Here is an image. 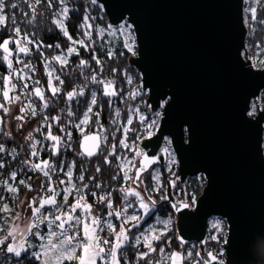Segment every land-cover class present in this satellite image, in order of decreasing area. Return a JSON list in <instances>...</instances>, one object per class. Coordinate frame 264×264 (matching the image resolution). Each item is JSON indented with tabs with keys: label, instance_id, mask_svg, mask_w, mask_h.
<instances>
[{
	"label": "snow or ice",
	"instance_id": "6c2138e0",
	"mask_svg": "<svg viewBox=\"0 0 264 264\" xmlns=\"http://www.w3.org/2000/svg\"><path fill=\"white\" fill-rule=\"evenodd\" d=\"M97 2L98 0H91L92 5H96ZM241 2L247 5L242 9V23L248 29L245 33L246 37L251 38L255 31L253 24L264 25V19H260L264 16V0H241ZM26 3L30 11L25 12L24 16L31 17L28 19L29 24L36 21L37 6L45 3L46 8L52 10L51 23L68 43L66 48H62L59 43L54 46L45 45L34 36H29L26 32L22 33L21 28L17 26L15 13L9 15L6 11L9 7L16 9L18 4H9L8 0H0V28L7 29L11 21L12 32L15 34L7 38L0 37V66L7 68V73L0 75V113L11 115L10 106L19 105L20 114L15 115L14 119L23 122L29 115L40 119L41 124L33 131L39 133L43 127V140L49 142L44 144L36 140L33 132H28L24 137V140L31 141L27 145L29 157L39 158L37 161L28 158L22 162L32 172L37 173L38 177L43 176V180L37 181V188L34 189L29 182L31 176L27 179H19L17 171H11L6 179H0V258L5 264H8L9 260H13L14 264H24L25 261L27 264H186V262L225 264L220 258L223 256V251L219 254L212 251L204 254L202 251H194L195 245L186 251L166 253L165 247L160 246L161 244L171 245L175 239L183 249L188 241L180 234L174 237L169 235L172 225L171 215L167 219L157 215L152 223L148 222L152 219L158 204L153 193H162L159 201L167 202L171 210L176 213L198 210L199 201L194 191L184 193L183 202L172 200L165 182L161 181V172L154 167L159 164L160 158L145 152L137 143L157 137L156 130L161 128L158 120L161 113L156 108L166 111L171 98L164 99L162 103L156 105L141 99V104L147 109V112H143L139 104L132 107L129 101L135 102L137 98L147 94L146 80L142 79L134 90L125 94L123 87H117L115 76L109 78L103 75L105 66L101 56L104 53H98L93 47L94 37L103 38L105 34L119 35L123 37L119 56H124L126 50L134 57L138 53L133 24L124 22L118 27H113L111 24L98 27L93 23L96 17L87 14L85 10L86 14L79 25L81 38H74L66 24L72 11L67 0H26ZM12 45L15 47H11ZM52 47L60 51L49 58L44 55L43 49ZM250 47L251 44L245 45L242 53L245 60L251 62L252 68L264 69V60L254 61L252 57L246 55ZM33 52L37 53V58L43 57L44 75L47 78L44 84L24 71L27 69L34 73L36 69L32 63L30 61L26 63L19 58L21 53L27 57ZM83 52H88L90 59L80 58L73 71H78L79 75L84 76V83L71 86L70 90L65 91L64 88L69 86L66 84V79H62L61 76L66 75V69L71 64L69 57H81ZM106 56L108 60H112L117 57V51L107 50ZM14 61L16 64H23V69H16ZM90 61L94 62V65ZM53 64L59 65V68L54 67ZM90 67L93 71L90 75H85L84 70ZM111 72L123 76L121 84L135 83L133 76L128 75L127 71L120 73L117 68H112ZM30 81L32 87L29 86ZM89 85L95 87L90 88ZM17 89L19 94H14ZM23 97L28 98L27 104L22 102ZM57 98L66 105L60 112H66L67 119L61 114L55 116L43 114L46 109L55 111L51 105ZM78 98H83L82 114H79L78 107L76 110L71 107V102L74 100H77L79 105ZM117 101L127 107L124 113L126 120L123 123L119 122L121 109L116 107ZM105 108L114 109L115 113L114 115L110 113L112 124L115 126V130L110 133L101 123ZM246 116L258 117L254 120L257 125L264 120V112L258 116V105L255 100L247 110ZM0 123H4L2 117ZM93 125L98 129L95 132L91 131ZM24 126V123L17 125L21 129ZM185 131L188 129L186 128ZM130 134L135 136L131 143H129ZM0 135L11 137L12 132L0 130ZM110 138L111 143H109ZM165 143L167 146L161 151L168 153L172 141L165 138ZM76 144L79 145L78 149ZM42 151L48 158L41 156ZM121 151L124 152L123 155L120 154ZM64 153H74L75 156L86 157L89 161L102 156L101 164L117 169V174L111 179L123 180L124 183L102 194L95 190L87 191L90 184L83 183L85 180L91 182L93 189H102L104 185L96 182V175L86 176L84 173L87 169L80 170L81 174L78 177L74 176L73 170L78 169V161L73 159L69 162L66 158L60 159ZM127 153H135V155L129 158ZM0 154L10 155L13 160L18 155L15 149L9 152L4 143H0ZM114 161L117 162L115 165ZM175 163L174 154L169 153L167 168L169 172L172 171L171 165ZM101 164L95 167L96 174L103 173ZM9 166L4 159H0V169L7 171ZM54 174L62 175L64 178L57 180ZM149 176L150 180L146 183V178ZM178 179L179 177H176L167 181V184L175 189ZM75 180L81 183L78 185L74 183ZM153 181L155 183H152ZM60 185L66 186L59 188ZM23 189H27L29 193L38 191L44 194L19 200V194ZM116 193H121L122 196ZM70 197H74V200ZM92 198L95 199V204L89 203ZM9 199L13 202L12 205L8 202ZM97 205L101 206L99 210ZM226 223L225 220L213 219L211 227L216 235L210 237L217 243L222 240L225 246L231 243V238L225 231ZM105 232L106 236L101 235ZM208 239L201 240L200 244L207 243ZM253 243L259 244L264 250V238ZM129 247L136 250L134 261L128 257ZM157 252L160 254V259L154 257Z\"/></svg>",
	"mask_w": 264,
	"mask_h": 264
},
{
	"label": "water",
	"instance_id": "95a60500",
	"mask_svg": "<svg viewBox=\"0 0 264 264\" xmlns=\"http://www.w3.org/2000/svg\"><path fill=\"white\" fill-rule=\"evenodd\" d=\"M111 25L133 24L137 56L131 65L147 81L146 102L161 109L157 137L141 148L160 158L165 138L177 159V176L202 174L205 185L198 210L175 214L176 234L208 251L209 219L227 221L225 264H264V120L246 116L251 101L264 92V69L252 68L242 53L247 28L241 0H98ZM258 105V104H257ZM264 112V100L258 116ZM253 122H249V121ZM188 131H185V129ZM95 132V131H93ZM173 175V174H172ZM171 199L183 202L173 194ZM171 207V206H170ZM213 252V251H212Z\"/></svg>",
	"mask_w": 264,
	"mask_h": 264
},
{
	"label": "trees",
	"instance_id": "16d2710c",
	"mask_svg": "<svg viewBox=\"0 0 264 264\" xmlns=\"http://www.w3.org/2000/svg\"><path fill=\"white\" fill-rule=\"evenodd\" d=\"M8 3H17L18 7L16 9H11L10 7L6 10L9 15L13 14V12L16 15V21H17V26L21 28L22 33L26 32L29 36H34L35 38L41 40L43 44L45 45H55V44H61L62 48L67 47V41L65 38L62 36V34L59 33V30L51 23V11L46 8V4L42 3L41 5L37 6V18L36 21L32 24L28 23V19L31 17L29 16L26 18L24 16L25 12H29L30 10L27 7L26 0H8ZM68 5L70 6V15L69 19L67 20L68 26H69V31L74 35V38H81L80 33L81 29L79 28V25L82 22V17L86 14L85 10H87V14L96 17V19L93 21V23L98 26V27H104L108 24L107 16L105 15L104 11L102 10L101 6L97 3L96 5L91 4V0H67ZM260 19H264V16H261ZM118 25H113V27H118ZM12 27L13 25L11 24V21L8 23V28H0V37L7 38L9 35H15L12 32ZM264 37V25H260L258 23H255V32L253 33V36L251 38L247 39V43L251 44V48L256 46V42L263 41ZM95 39V44L93 47L97 49L98 53H104V55L101 56V58L104 60V66H105V71L103 75L105 77L112 78L115 76L117 80V87H123L124 92L127 93L130 90V86L127 85V83L121 84V81L124 79L122 75L119 74H113L111 72L112 68H117L120 73H123L127 71V73H131L135 75L137 82L140 81V75L137 72V70L131 65L130 63V57L131 54L127 53L125 50V55L124 56H119V50H122V45H123V37H120L119 35L117 36H109L107 34L104 35L103 38L101 37H94ZM103 45V47H101ZM107 50H114L117 51V57L108 60L106 56V51ZM60 51V49H56L54 47L52 48H44L43 52L44 55L51 58L54 54V52ZM25 57V62H31L32 65L35 67L36 71L32 74L35 76L36 79L40 80L42 84L46 82V77L44 75V66H43V57L37 58V53L33 52L30 56H24ZM83 58L86 60H89V53L88 52H83L81 57H69L71 64L69 67L66 69V75H62V79H66V84L69 87H65L64 90L68 91L70 90L71 86H76L84 83V76L79 75L78 71H73L75 68V65L78 63L79 59ZM91 64L94 65V62H91ZM56 65V64H55ZM57 68H59V65H56ZM93 71V68H87L84 70L85 75H90L91 72ZM7 73V68L6 66H0V75L6 74ZM75 76L76 78L73 79L72 77ZM14 82H18L15 81ZM90 88H93L95 86L89 85ZM19 91V90H18ZM50 95V93H49ZM147 97V95H145ZM142 98L143 101L146 99ZM145 99V100H144ZM79 105L77 100H74L71 102V107L76 110L77 107L79 108V114H82L84 111V106H83V98H78ZM136 102V101H135ZM133 101H129V104L133 106L135 104ZM116 105L121 109V113L124 115V113L127 111V107L117 101ZM51 107L55 108V111H50L48 109L44 110V115H51L55 116L58 114L63 115L65 119H67V113H61L60 110L62 108H65L66 105L59 99H55L51 105ZM143 108L146 109L143 105ZM147 110V109H146ZM114 109H108L105 108L102 112V119L101 123H104L106 126L109 127L110 132L114 131V125H112L111 121V116L110 113L113 115ZM125 116V115H124ZM0 117L3 118L4 123H0V130L3 132L6 131V126H5V120H6V115L3 113H0ZM124 118V117H123ZM41 121V120H40ZM42 122V121H41ZM98 130L95 125L92 126L91 131ZM88 131V129L86 130ZM44 134V128L36 134L39 138L42 137ZM77 137H79V134H76ZM119 135V134H117ZM0 143H4L5 146L8 148L9 152H11L13 149H15L16 153L18 154L16 159L13 160L12 156L10 155H5V154H0V159H4L5 162L10 165L7 169V171L0 169V179H6L8 176V173L11 171H17L19 179H27L29 176H31V180L29 181L30 183L33 184V180L36 177L37 173L32 172L26 165H24L22 162L25 159H32V157H29L28 151H27V145L29 144L28 142L20 143L15 141L13 138L0 135ZM109 143H111V138L109 140ZM77 149L79 148V145H75ZM106 154V153H104ZM42 157L48 158L45 153L42 154ZM67 159L69 162H71L73 159L78 161V169H74V176L78 177L81 173L80 170L82 169H87V171L84 173L86 176L91 177L93 175H96L97 181L99 183H102L104 187L102 189H93L91 187V182L89 180H85L83 183H89L90 188L87 191H103L110 187V185L113 183V180L111 179L112 176L116 175V168L112 167L109 168L107 165L101 164L102 161V156L100 158H93L92 160H88L86 157L81 158L75 156L74 153L68 154L64 153L60 159ZM53 161L55 162V158H53ZM115 165V161L113 162ZM101 164V167L103 168V173L102 174H96L94 172L95 167ZM154 167H158L160 172H161V179L162 182H165L166 185V180L173 177L176 178L175 176L177 175V168H175L174 174L172 175L171 172L167 171L165 169L164 165H155ZM61 175L56 176L54 174L55 179H59ZM150 180V176L146 178V183ZM76 184H80L81 182L79 180H75ZM154 183V182H152ZM205 185V178L202 174H199L197 176H192L188 177L184 183H181L178 179L177 181V187L173 189V194L180 200H184V193L186 192H195L197 197L201 194L202 189ZM27 192V189H23L20 194H19V200L22 198V196ZM162 193H153L154 198L158 200L157 204V209L152 217L151 220L148 222L150 223L155 219V217L158 215L164 219L167 218V216L171 215L172 218V225H171V232L169 235L175 236L176 235V229H175V214L171 210V207L167 202L165 201H159V196ZM117 195V193H116ZM58 199H61L60 197H57ZM70 199L74 200V197H70ZM10 205H12L11 199L8 201ZM89 203H92V199L89 200ZM14 206V205H13ZM118 223V222H117ZM146 226V225H145ZM225 231L227 232V227L225 225ZM214 235V231L212 230L211 227H207V238L208 242L206 243L205 249L206 250H212L213 252L219 254L222 251V240L220 243H217L216 241H212L210 237ZM193 245H195L194 251H199V248L194 242L188 243L185 248H181L180 244L178 241L173 239L171 245L168 244H161L160 246L165 247L166 253H170L172 251H186L188 248H191ZM143 250V249H141ZM136 250L129 247L127 250V254L130 260L135 259L134 257V252ZM154 257L156 259H160V254L157 252L154 254ZM220 258H223L221 256ZM0 264H5V261L0 258ZM8 264H14L13 260H9ZM24 264H27V261L24 262ZM188 264V262H186Z\"/></svg>",
	"mask_w": 264,
	"mask_h": 264
},
{
	"label": "rangeland",
	"instance_id": "374dc122",
	"mask_svg": "<svg viewBox=\"0 0 264 264\" xmlns=\"http://www.w3.org/2000/svg\"><path fill=\"white\" fill-rule=\"evenodd\" d=\"M247 5L246 4H244V7H246ZM243 7V8H244ZM69 8H70V6H69ZM69 15H70V13H69ZM124 22H127L126 20L125 21H123L122 23H124ZM66 24L68 25V23H67V21H66ZM121 24V23H120ZM253 29L255 30V23L253 24ZM247 31H248V29H247ZM255 32V31H254ZM247 37H246V45H248V43H247ZM11 47H15L14 45H12ZM58 52L59 51H56V52H54V54H53V56L54 55H56V54H58ZM246 55L248 56V57H252L253 58V60L254 61H259V60H264V37H263V41L262 42H260V41H258V42H256V46H254V47H250V48H248L247 49V52H246ZM20 59H22L24 62H25V57H24V54H20V57H19ZM57 65V64H56ZM56 65L55 64H53V66L54 67H56ZM14 66H15V68L16 69H23V64H16L15 63V61H14ZM25 72H27V74L28 75H30V76H32L35 80H38V79H36L35 78V76L32 74V72L31 71H29V70H27V69H25L24 70ZM44 71V70H43ZM128 75H131V76H133V78H134V80H135V83L133 84V85H128V86H130V90L129 91H132V90H134L135 88H136V86L137 85H139L140 83H141V79H140V81L139 82H137V80H136V77H135V75H133V74H131V73H128ZM46 77V76H45ZM47 79V78H46ZM16 83H20L19 81L18 82H16ZM29 86L30 87H32V83H31V81L29 82ZM19 89H17L16 90V93H14V94H19V91H18ZM128 91V92H129ZM125 94H127V93H125ZM145 95H147V94H145ZM145 95H143L141 98H137V100H136V102H135V104L132 106V107H135L136 105H140V107H141V111H143V112H147V110L146 109H144L143 108V104H141V99L142 98H144L145 97ZM34 99V98H33ZM145 99H146V97H145ZM144 99V100H145ZM143 100V99H142ZM255 101H256V103L258 104V107H261L262 106V103H263V100H264V92L262 91L261 92V95L260 96H258L256 99H254ZM254 100H252L251 101V103L254 101ZM22 102L24 103V104H27L29 101H28V98L27 97H23V99H22ZM36 103H39L38 101H35ZM145 102H146V100H145ZM11 107V112H12V114L11 115H6V120H5V126H6V131L8 132V131H11L12 132V136H11V138H13L15 141H17V142H20V143H24V142H28V143H31V141H26V140H24V137H26L27 136V134H28V132H33V137L36 139V140H40V141H42L44 144H48L49 142L48 141H44L43 140V136L42 137H38V136H36V134H37V132H34L33 131V129H35L37 126H39L40 124H41V121H40V119H38V118H35V117H31L30 115L29 116H27L26 118H25V121H23V122H21V121H17V120H15L14 119V116L15 115H19L20 113L18 112V107H19V105H13V106H10ZM116 107H118L117 105H116ZM157 111H159L160 113H161V109H158ZM83 113V112H82ZM115 113H114V111H113V115H114ZM149 115H151L150 113H149ZM124 117V118H123ZM161 117V116H160ZM160 117L158 118V120L160 121ZM126 120V117L121 113V117H120V123H123L124 121ZM35 121V122H34ZM20 123H24V128L23 129H21V128H19V127H17V125L18 124H20ZM137 123H138V121H137ZM103 124V126H104V129H106L107 131H108V133H110V130H109V127L108 126H106L104 123H102ZM113 125V124H112ZM96 126V125H95ZM97 127V126H96ZM43 129V127L41 128V130ZM87 130V128L85 129V131ZM114 130H115V127H114ZM95 131H97V130H95ZM87 132V131H86ZM77 134H79V133H77ZM107 134V133H106ZM117 134H119L120 135V133H117ZM135 139V136L134 135H131L130 134V136H129V143H131L133 140ZM168 139V138H167ZM138 143V142H137ZM167 146V145H166ZM37 147L39 148V145H37ZM43 153H45V152H41V156H42V154ZM169 153H172V154H174V158H175V160H176V163L175 164H172L171 165V168H172V171H171V173L172 174H174V171H175V168H177V159H176V156H175V153H174V151H173V149H172V147H171V145H170V147H169V152L167 153V159H166V162H165V164H164V166H165V169L167 170V168H168V166H169ZM263 153H264V133H263ZM121 155H123L124 154V152L123 151H121V153H120ZM128 154V157L130 158V155L132 154V153H127ZM39 158L38 157H32V161H37ZM54 162V161H53ZM158 170H159V168L158 167H156ZM74 171V170H73ZM160 171V170H159ZM168 171V170H167ZM175 177H178L177 175L175 176ZM64 177L61 175V177L59 178V179H63ZM161 178V177H160ZM44 178H43V176L41 175V176H37L36 175V177L34 178V180H33V188L35 189V188H37V181L38 180H43ZM161 181H162V179H161ZM154 182V181H153ZM74 183H76V181H74ZM155 183V182H154ZM66 185H60L59 186V188H64ZM44 193H42V192H38V191H33V192H31V193H29L28 191L22 196V198L20 199V200H24V199H26V198H31L32 196H36V195H43ZM58 199V198H57ZM25 215H27V213H25ZM162 218V217H161ZM213 219H221V220H224L223 218H221V217H218V216H213V217H211L210 219H209V222H210V226L209 227H211V223H212V221H213ZM155 220V219H154ZM153 220V221H154ZM153 221H151L150 223H152ZM226 225V224H225ZM44 226L42 225V228H43ZM226 227H227V225H226ZM212 228V227H211ZM215 235H216V233H214Z\"/></svg>",
	"mask_w": 264,
	"mask_h": 264
},
{
	"label": "built area",
	"instance_id": "2783aa9c",
	"mask_svg": "<svg viewBox=\"0 0 264 264\" xmlns=\"http://www.w3.org/2000/svg\"><path fill=\"white\" fill-rule=\"evenodd\" d=\"M140 143V141H138V144ZM139 147L141 148V146L139 145ZM128 155V154H127ZM135 155V153H132L131 155H130V158L132 157V156H134ZM117 163V162H116ZM116 174H117V169H116ZM130 175H131V173H130ZM124 183V181L123 180H118V181H113V183L110 185V187H108L107 189H105V190H103V191H100V193L102 194L104 191H111L112 189H114V188H117V187H119V185L120 184H123ZM117 195H120V196H122V194L121 193H117ZM130 199H132L131 197H130ZM92 203L93 204H95V199L94 198H92ZM97 207V209L99 210L100 208H101V206H99V205H97L96 206ZM132 210L130 209L129 210V212H131ZM169 216H167V218H168ZM166 218V219H167ZM117 223V222H116ZM208 225L210 226V222L208 223ZM215 233V232H214ZM101 235H107V233L105 232V233H101ZM215 235V234H214ZM223 251V250H222ZM221 259H223V258H221Z\"/></svg>",
	"mask_w": 264,
	"mask_h": 264
}]
</instances>
